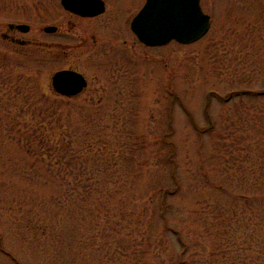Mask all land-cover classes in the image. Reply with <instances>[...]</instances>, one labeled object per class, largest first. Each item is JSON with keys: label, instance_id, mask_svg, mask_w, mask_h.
<instances>
[{"label": "rangeland", "instance_id": "374dc122", "mask_svg": "<svg viewBox=\"0 0 264 264\" xmlns=\"http://www.w3.org/2000/svg\"><path fill=\"white\" fill-rule=\"evenodd\" d=\"M44 1L0 0V35L9 23L27 24L30 31L19 38L52 40L38 35L51 22L36 15ZM109 1L108 10L118 12ZM119 1L129 17L144 2ZM200 6L210 17L200 40L152 48L137 42L129 52L136 57L123 66L128 74L102 80L97 73L98 80H86L71 99L54 93L51 77L75 65L88 78L99 66L96 57L95 63L54 61L45 49L34 54L33 47L0 36V264H264V130L263 136L247 130V153L234 141L227 157L217 138L240 115L260 120L256 110L264 97L226 98L242 91L264 95V0H201ZM68 36L64 42L79 41ZM135 39L128 32L116 43ZM54 100L57 114L69 115L73 148L98 142L116 150L113 170L79 176L102 180L91 194L66 191L29 139ZM246 105L256 110L241 114ZM210 123L213 133L202 135ZM76 174L64 177L73 183ZM117 179L118 188H105L103 180ZM173 232L189 246L183 256Z\"/></svg>", "mask_w": 264, "mask_h": 264}, {"label": "flooded vegetation", "instance_id": "af4514ba", "mask_svg": "<svg viewBox=\"0 0 264 264\" xmlns=\"http://www.w3.org/2000/svg\"><path fill=\"white\" fill-rule=\"evenodd\" d=\"M45 1L49 2L45 3ZM45 1L43 2L44 4L39 6L40 10L36 15H43L51 22L48 23V25L40 27L38 35L44 34L50 36L52 40L40 41L34 38H19V33L27 34L31 28L29 25L25 24L28 26V31L22 33L16 28L17 24L13 23L6 25L5 32L0 35L1 38L19 47H33L34 50L32 52L34 54L40 53L45 49L48 55L47 57H49L48 59L54 61H68L72 64L83 58L89 59L95 63L96 57L99 61V66L95 67V71L92 70L91 76L88 78L85 76L86 74L81 72L75 65H68L65 68L56 70V72L64 70L79 73L84 77V80H92L91 78H93V80H98L97 73L99 75L98 78L102 80H118L121 76L128 74V71L124 69L123 66L126 63L128 64L130 58L136 57H130L129 54L132 53L131 51L133 49L135 50L138 47L136 43L139 41L135 39L136 42L133 40L134 44L131 45L127 43V40L121 41V44L116 42H119L120 38L126 36L128 32L134 36L130 30V23L135 14L129 17L130 15L126 13L127 10L125 12H120L118 8L119 0H111L116 3L118 12H110L108 10V2L110 1L101 0L104 10L102 13L93 16H82L66 9L62 4V0H57V6L54 4V8L53 3L55 0ZM133 1L134 0H125L124 3L130 4ZM9 4L10 2L8 1L7 5ZM4 7L6 8V5ZM86 9L89 10L90 7ZM46 28H52V31H47ZM77 31L78 34L74 33ZM100 33H103L107 37L102 36L96 38V35ZM68 35H76L79 39L77 44L64 42L63 40H69L70 36ZM88 38H90L91 44H89ZM19 41H23V44L18 43ZM131 74H133V71H131ZM92 75L94 76L92 77Z\"/></svg>", "mask_w": 264, "mask_h": 264}, {"label": "trees", "instance_id": "16d2710c", "mask_svg": "<svg viewBox=\"0 0 264 264\" xmlns=\"http://www.w3.org/2000/svg\"><path fill=\"white\" fill-rule=\"evenodd\" d=\"M40 94L43 95L41 98H46L44 93L40 91ZM264 97V95L260 94H253L252 92L249 91H242L240 93L230 95L226 99V102H230L232 98H238L241 102L244 101V98L247 100H256L258 98ZM71 99V98H67ZM28 100V99H27ZM29 102V100H28ZM54 102L55 100L52 101L51 104H48L47 106H44V108L41 110L40 115L38 116L40 121L38 120L36 122V129L33 131V134L35 136H29V139L32 138L36 143L39 144L38 150H39V155H41L43 158L47 159L48 162L50 163V166L52 169L57 173L58 177L60 178L61 181H63L66 185V191L69 190L72 193L74 192H83L86 194H91L92 191H97L101 187V182L102 180L99 179L97 180L96 178H83L79 177L81 174H86L87 172L92 173H107L109 170H113L114 166H116V163L113 162L117 156L116 150L112 148H101L100 146H97L98 142L95 144H87L86 146L82 145L79 148H73L70 144V134L72 133L70 130V125L69 123V115L64 116L65 114H57L56 108L54 107ZM64 103V102H62ZM247 109H243L241 114H245L247 111H252L253 109L256 110V107L251 105H246L245 106ZM244 107V108H245ZM251 107V108H250ZM256 112H258V117L260 118L259 122H250L247 120V118L243 117L240 115V120L238 124H226L224 127H221V131L217 134V138L219 141V147L221 146V151L224 154V156H228L230 152H232V148L234 147L233 142L236 141V145L239 147L240 152L247 153L245 150V145L243 141H245L246 133L249 135L250 128H253L254 134L260 133L263 136V131L264 130V104H260L258 106ZM85 117V116H84ZM243 117V118H242ZM89 115L87 116V119L89 120ZM64 121V123L62 122ZM210 122V121H209ZM212 123V122H211ZM209 124V126L202 130V135L205 133H209L210 135L214 131V124ZM246 127V129H244ZM220 129V128H219ZM248 130V131H247ZM262 132V133H261ZM29 133V132H28ZM253 135V133H252ZM143 142H141V148L142 144L144 143L145 139L143 135L141 136ZM221 143V144H220ZM140 148V149H141ZM121 152L119 154L121 155ZM124 152V151H123ZM113 157H110V156ZM105 156V158H104ZM108 156V157H107ZM110 157V158H109ZM225 157V158H226ZM80 163H75L73 160H81ZM118 159V158H117ZM229 158H226L224 161V165L228 166L229 164ZM53 162V163H51ZM120 166L122 163H119ZM60 165V167H59ZM146 164L145 163H140L139 167H144ZM56 167V168H54ZM147 168V167H145ZM143 168V169H145ZM143 169H140L141 172ZM71 171H75L78 176V178L75 179V181L70 182L67 180L64 176L66 174H70ZM141 176V175H140ZM138 179V178H137ZM136 180V179H135ZM134 180V181H135ZM120 179H117V182L115 181H107L103 180V184L106 189H110L113 187L118 188L120 185ZM110 184H115V186H110ZM221 191H225L226 193L229 194V189L228 187H221ZM166 190H163L161 193V200H160V207L162 209V214L164 212L165 208V197H166ZM230 197V195H228ZM226 196V197H228ZM211 214L216 213V209H210L209 210ZM225 210L222 211V213L225 215L226 213ZM221 213V214H222ZM224 217V216H223ZM206 219H209L206 217ZM226 220V219H225ZM226 224V223H224ZM207 235L210 234L209 227H206ZM177 233V232H176ZM173 232L174 236L176 237L177 242L182 246L183 251H181V255L183 256L184 251L188 249V244L185 242H182L180 234H176ZM228 233V230H226V234ZM227 244V242L225 243ZM228 245H225V251H227ZM224 251V252H225ZM181 264H184V261L181 260Z\"/></svg>", "mask_w": 264, "mask_h": 264}, {"label": "water", "instance_id": "95a60500", "mask_svg": "<svg viewBox=\"0 0 264 264\" xmlns=\"http://www.w3.org/2000/svg\"><path fill=\"white\" fill-rule=\"evenodd\" d=\"M200 1L146 0L131 20L130 30L147 47H160L171 41L182 45L194 43L210 27V17L202 11ZM62 4L82 16L98 15L104 10L101 0H62ZM16 28L22 33L28 31L27 25L19 24ZM46 30L52 31V28ZM18 43L23 44V41ZM86 86L84 77L73 71H58L51 78L53 91L64 97L76 96Z\"/></svg>", "mask_w": 264, "mask_h": 264}]
</instances>
